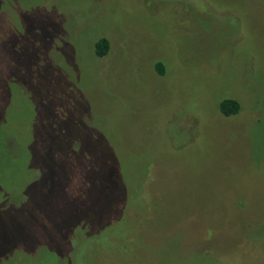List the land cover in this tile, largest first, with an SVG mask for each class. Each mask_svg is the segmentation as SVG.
<instances>
[{
    "label": "rangeland",
    "instance_id": "obj_1",
    "mask_svg": "<svg viewBox=\"0 0 264 264\" xmlns=\"http://www.w3.org/2000/svg\"><path fill=\"white\" fill-rule=\"evenodd\" d=\"M0 264H264V0H0Z\"/></svg>",
    "mask_w": 264,
    "mask_h": 264
},
{
    "label": "trees",
    "instance_id": "obj_2",
    "mask_svg": "<svg viewBox=\"0 0 264 264\" xmlns=\"http://www.w3.org/2000/svg\"><path fill=\"white\" fill-rule=\"evenodd\" d=\"M110 51V43L108 39L101 38L95 44V54L98 58L105 57ZM156 71L160 75H164L166 73V67L162 62L156 64ZM220 111L228 117H232L237 115L241 111V104L236 99H224L220 103Z\"/></svg>",
    "mask_w": 264,
    "mask_h": 264
}]
</instances>
